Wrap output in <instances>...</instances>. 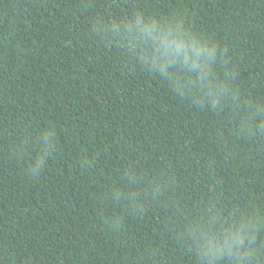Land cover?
Here are the masks:
<instances>
[{"label": "trees", "instance_id": "1", "mask_svg": "<svg viewBox=\"0 0 264 264\" xmlns=\"http://www.w3.org/2000/svg\"><path fill=\"white\" fill-rule=\"evenodd\" d=\"M177 26L228 91L161 70ZM245 218L264 264V0H0V264H208Z\"/></svg>", "mask_w": 264, "mask_h": 264}, {"label": "clouds", "instance_id": "2", "mask_svg": "<svg viewBox=\"0 0 264 264\" xmlns=\"http://www.w3.org/2000/svg\"><path fill=\"white\" fill-rule=\"evenodd\" d=\"M156 23L155 20H147L142 15H137L135 22L125 25L124 28L130 37L133 34L143 35L144 33L151 36L153 32L157 31ZM152 39L155 40L156 37H152ZM157 43L162 44L167 49L163 57L157 56V60L162 64V71L163 67L168 65L169 57H172L177 63L198 75L200 81L208 88L206 93L208 97L215 96L217 90L220 92L228 91L230 86L226 83L216 82L212 75L211 64L218 54L216 46H205L206 42L204 41L192 40L189 42L179 31L178 26L177 28H169L166 37ZM176 87L179 89L180 86L177 85ZM39 170V167H35L32 172L37 174ZM254 232L251 221L245 218L240 222L237 230L227 233V239L223 241L221 248L213 249L205 245L203 255L208 259V264H216L223 253L234 256L237 264H247L251 258V253L245 244L254 240Z\"/></svg>", "mask_w": 264, "mask_h": 264}]
</instances>
